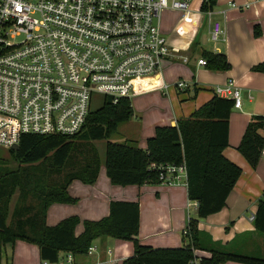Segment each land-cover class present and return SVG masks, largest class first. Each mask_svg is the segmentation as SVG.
<instances>
[{
	"label": "trees",
	"instance_id": "1",
	"mask_svg": "<svg viewBox=\"0 0 264 264\" xmlns=\"http://www.w3.org/2000/svg\"><path fill=\"white\" fill-rule=\"evenodd\" d=\"M218 0L202 7L213 10ZM256 35L259 31L256 30ZM207 66L228 70L231 64L224 53L204 51ZM264 72V62L253 67ZM234 100L215 95L189 117L175 125H158L147 139L146 147L133 140L111 141L122 123L129 121L134 108L131 98L121 97L114 103L104 97L103 105L93 109L84 131L73 137L24 134L17 150L9 149L17 167L0 158V242L23 240L36 244L42 260L55 263L62 252L87 253L93 241L102 236L132 241L134 253L124 264H221L237 261L264 264V257L216 247L199 229V219L221 211L242 175V168L224 155L229 146L230 115ZM264 116H256L248 124L238 150L256 168L264 146ZM105 142L104 165L113 184H160L159 171L152 163L187 167L188 197L198 202V218H190L182 234V245L153 247L138 240L140 206L138 201L113 200L108 216L86 219L84 229L76 233L82 222L76 216L62 219L56 225L46 223L48 208L53 203H74L69 193L74 180L94 183L102 167L96 141ZM76 154V155H75ZM16 197V203L14 199ZM256 229L264 234V200L260 199L254 218ZM209 241V242H206Z\"/></svg>",
	"mask_w": 264,
	"mask_h": 264
},
{
	"label": "crops",
	"instance_id": "2",
	"mask_svg": "<svg viewBox=\"0 0 264 264\" xmlns=\"http://www.w3.org/2000/svg\"><path fill=\"white\" fill-rule=\"evenodd\" d=\"M232 2L237 6H231ZM217 3L218 7L211 10V18L213 22L221 23L224 32L218 40L211 37L212 43L197 39L203 22L208 19L205 11L196 8L199 18L186 23L183 17L194 10L166 8L162 11V14H179V20L173 26L164 23L161 14L160 28L170 47L179 49L180 54L165 63L159 79L142 81L141 89L135 94L138 102L132 103L134 114L123 123L128 124L132 132H127L121 141L133 140L145 148L156 126L177 124L179 119L189 117L215 95L220 96L216 93L218 86L233 82L241 91L242 105L232 109L229 146L224 155L243 172L225 207L200 218L199 229L216 247L264 257V234L254 224L259 201L264 200V161L260 159L253 168L238 150L248 124L256 116H264V72L253 70L255 65L264 62V0H218ZM211 30L212 25H209L210 33ZM256 30L259 35L255 34ZM204 51L224 53L231 64L230 69L214 70L200 65L198 60L204 58ZM178 80L186 81L188 86L177 88ZM154 102L160 103V110L152 108ZM261 132L264 135V130ZM68 190L76 202L50 205L46 223L53 226L76 215L82 221L77 226V234L83 231L84 220L108 216L113 200L138 201V240L153 247L182 245V234L188 221L198 218L197 202L189 199L187 185H117L111 182L103 164L94 183L74 180ZM92 246L91 253L73 254V261L68 259L69 253L62 252L57 262L49 264H124V260L134 253L132 241L109 236L95 239ZM196 253L197 264L201 257L211 256L207 250ZM43 261L36 244L23 240L0 242V264H42ZM221 264L246 263L227 261Z\"/></svg>",
	"mask_w": 264,
	"mask_h": 264
},
{
	"label": "built area",
	"instance_id": "3",
	"mask_svg": "<svg viewBox=\"0 0 264 264\" xmlns=\"http://www.w3.org/2000/svg\"><path fill=\"white\" fill-rule=\"evenodd\" d=\"M193 1L0 0V147L12 149L24 134L79 135L98 96L116 103L134 96L143 80L159 79L165 63L180 54L161 31L162 11H187ZM210 1L201 0L198 10ZM205 12L218 40L222 25ZM198 63L207 66L203 57ZM176 86L188 83L178 80ZM216 93L241 107L233 82ZM150 168L159 171L160 184L187 185L185 162Z\"/></svg>",
	"mask_w": 264,
	"mask_h": 264
},
{
	"label": "rangeland",
	"instance_id": "4",
	"mask_svg": "<svg viewBox=\"0 0 264 264\" xmlns=\"http://www.w3.org/2000/svg\"><path fill=\"white\" fill-rule=\"evenodd\" d=\"M201 6V0H194L192 3H191V11L192 12H189L187 13L188 15L183 17V20L184 22H195V19H198L199 18V13L195 12L196 11V8H199ZM214 7H218V3H216V5ZM200 15L202 16L203 14L200 13ZM162 19H163V22L164 23H170V25H175L176 21L179 20V14H168V13H163L162 14ZM204 21V20H203ZM211 25V24H210ZM198 42H206V41H210V43H212V40H211V33L209 31V19H206L204 22H203V25L202 27L200 28V32H199V35H198ZM210 39V40H208ZM131 101L133 104H137L138 102V97L137 96H132L131 97ZM103 105V97H97L96 99H94L93 101V109H98L100 108L101 106ZM153 109H156V110H160V103L157 104V102H154L153 103V106H152ZM135 121H139L135 118ZM132 132V129H130V127L128 126V124H121L118 128V131L112 136L111 138V141H121L123 140V138H125V135H127L128 133L127 132ZM105 142L106 141H96L94 143L95 147L98 148L99 150V153L102 157V160H104V156H105ZM123 142V141H121ZM138 144V143H137ZM76 155V154H75ZM0 158H3V159H7L9 160V162H11V165L12 167H17V162L16 161H13L12 160V156L10 154V152L8 151V149H5V148H2L0 147ZM104 165V162L102 163ZM105 166V165H104ZM14 203H16V197L14 199Z\"/></svg>",
	"mask_w": 264,
	"mask_h": 264
},
{
	"label": "water",
	"instance_id": "5",
	"mask_svg": "<svg viewBox=\"0 0 264 264\" xmlns=\"http://www.w3.org/2000/svg\"><path fill=\"white\" fill-rule=\"evenodd\" d=\"M19 148V145H15L12 147L13 150H17Z\"/></svg>",
	"mask_w": 264,
	"mask_h": 264
}]
</instances>
